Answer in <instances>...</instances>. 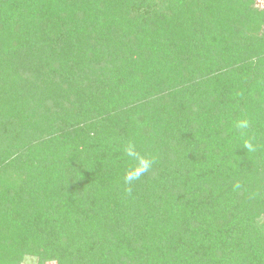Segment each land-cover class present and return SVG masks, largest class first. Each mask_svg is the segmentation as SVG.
Listing matches in <instances>:
<instances>
[{"label":"trees","instance_id":"1","mask_svg":"<svg viewBox=\"0 0 264 264\" xmlns=\"http://www.w3.org/2000/svg\"><path fill=\"white\" fill-rule=\"evenodd\" d=\"M253 1L0 0V264H264Z\"/></svg>","mask_w":264,"mask_h":264},{"label":"clouds","instance_id":"2","mask_svg":"<svg viewBox=\"0 0 264 264\" xmlns=\"http://www.w3.org/2000/svg\"><path fill=\"white\" fill-rule=\"evenodd\" d=\"M234 127L239 131L240 136L243 138V148L247 152L257 151V146L254 144L255 137L248 135V130L251 128V121L248 118L238 119L234 123ZM124 154L129 157L134 163L126 170L123 182L124 193L126 196H131L133 192V184L140 180V178L153 169V166L157 163V157L153 155H142L136 148L135 142L129 140L124 148ZM234 189L242 188V184L236 181L233 185ZM253 193L252 198H255Z\"/></svg>","mask_w":264,"mask_h":264},{"label":"rangeland","instance_id":"3","mask_svg":"<svg viewBox=\"0 0 264 264\" xmlns=\"http://www.w3.org/2000/svg\"><path fill=\"white\" fill-rule=\"evenodd\" d=\"M253 6L257 9L264 8V0H254ZM36 260L32 257H26L22 264H35ZM44 264H55V263H44Z\"/></svg>","mask_w":264,"mask_h":264}]
</instances>
